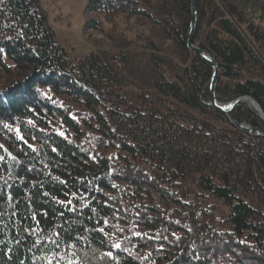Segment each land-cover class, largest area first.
<instances>
[{
    "label": "trees",
    "instance_id": "obj_1",
    "mask_svg": "<svg viewBox=\"0 0 264 264\" xmlns=\"http://www.w3.org/2000/svg\"><path fill=\"white\" fill-rule=\"evenodd\" d=\"M196 6L217 103L264 115V32L230 0ZM85 10L133 36L70 59L37 0H0V264H264V140L236 127L264 122L210 105L190 0Z\"/></svg>",
    "mask_w": 264,
    "mask_h": 264
},
{
    "label": "rangeland",
    "instance_id": "obj_2",
    "mask_svg": "<svg viewBox=\"0 0 264 264\" xmlns=\"http://www.w3.org/2000/svg\"><path fill=\"white\" fill-rule=\"evenodd\" d=\"M37 1L55 41L64 49L70 59H80L91 51L110 47L109 35L122 33L130 37L133 36L130 34L132 23L126 22L122 17L116 18L114 26L107 22L102 23V31L95 32L86 29L88 21L97 19L95 14L87 13L85 10L88 0ZM230 1L237 6L238 12L249 21V24L264 32V0ZM144 31L139 32L142 34ZM3 80L0 81L2 88Z\"/></svg>",
    "mask_w": 264,
    "mask_h": 264
},
{
    "label": "water",
    "instance_id": "obj_3",
    "mask_svg": "<svg viewBox=\"0 0 264 264\" xmlns=\"http://www.w3.org/2000/svg\"><path fill=\"white\" fill-rule=\"evenodd\" d=\"M190 13H191V19H190V26H189V35L187 39V48L196 56H199L201 59H203L208 65H210L212 69L211 73V79L208 85L209 89V98H210V105L215 108L217 111L223 113L224 115L228 116L230 110L236 105L238 102L243 101L246 102L249 107L257 113L259 118L264 122V115L260 111L258 105L250 98H242L238 99L236 101H233L232 103H229L227 105H220L217 103L215 98V88L218 82V67L214 61V59L207 54L206 52L202 51L201 49H198L192 45V35L195 29L196 25V13H197V6H196V0H190ZM234 122V121H232ZM236 125V124H235ZM236 127L245 133L246 135L252 137V138H258L264 140V132L259 129L251 128L247 125H236Z\"/></svg>",
    "mask_w": 264,
    "mask_h": 264
},
{
    "label": "snow or ice",
    "instance_id": "obj_4",
    "mask_svg": "<svg viewBox=\"0 0 264 264\" xmlns=\"http://www.w3.org/2000/svg\"><path fill=\"white\" fill-rule=\"evenodd\" d=\"M30 123H31V122H30ZM6 127H7V126H6ZM17 136L19 137V132H17ZM19 138H20V139H23L22 137H19ZM0 147H2V146H0ZM54 150H55V149H54ZM33 151H35V149H33ZM9 158L12 159V160H15V157L11 156V154H9ZM4 159H5V157L0 156V161H3ZM61 182L63 183V181H61ZM66 203L71 204V201L69 200V201H67ZM114 247L119 248L120 245H119V244H115ZM106 255L111 256V253H106Z\"/></svg>",
    "mask_w": 264,
    "mask_h": 264
}]
</instances>
